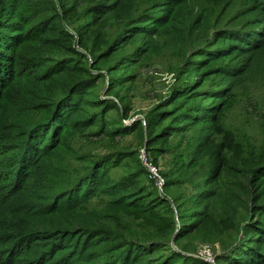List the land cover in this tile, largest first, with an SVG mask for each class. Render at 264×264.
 <instances>
[{"label":"trees","instance_id":"1","mask_svg":"<svg viewBox=\"0 0 264 264\" xmlns=\"http://www.w3.org/2000/svg\"><path fill=\"white\" fill-rule=\"evenodd\" d=\"M139 1L141 0H99L95 4V9L101 10L99 13L102 15L101 20L104 19L105 22L119 16L126 18L123 30L115 38L109 40L104 37V44L106 42L107 44L101 49L98 57L115 51L118 46L125 45L127 40L134 37L138 30L134 28L137 25L135 22L152 20V17L144 19L151 7H165L166 9L163 10L167 17L186 0H163L157 5H149V9L145 11L135 12ZM18 2L17 0H0V90L3 85L6 86L11 80L25 74V76H32L36 80L35 85L38 86L48 79L52 80L50 82H57L56 88L61 89L62 94L54 97L57 89L49 90L48 87L35 91L33 89L37 86L34 85L33 88L24 90L25 95L21 101L14 99V106L20 103L24 110H34V104L45 99L43 101L45 106L42 107L44 111L38 115L39 119L32 122V118L25 117L24 123L12 124L8 130L12 127L18 128L15 131L17 144L11 148L14 150L12 166L15 167L13 184L15 187L22 186L21 175L26 174L27 171L28 176L35 177L39 183V189L36 190L40 191L41 211L50 217V221L29 217L30 212L36 213L32 202L31 208L30 206L25 209L15 207L13 210H7L4 205L6 202L2 197L6 193L4 189L11 184V181L2 183L0 214L6 211L13 214L6 218L5 222H0V264H213L187 250V245L182 244L181 240L195 232L212 227L209 222V219L213 218L210 207H214L212 212H215L221 196V193H217L215 189L200 188L192 195L181 193L183 197L180 194L177 195L174 200L175 206H173L169 196L159 193L151 179L149 181L155 188L145 181L144 170L147 176L149 175L146 167H137L121 177H113L105 165L108 159L106 158L99 164L103 167L101 175L93 177L95 181L91 185L86 181L81 183V186L63 187L60 194L50 201L46 178L49 174L59 173L61 179L66 180L68 174L64 167L55 166L54 159H47L48 155H56L59 143L61 142L60 145L65 143L61 141V134L68 126L72 125L76 131L85 130L90 122L98 123L99 128L102 126L101 111L88 110L86 107L89 104L97 106L102 99L86 97L82 100V94L87 92L86 89L91 88L94 79L88 76L90 69L83 63L85 53L77 50L71 46V42L67 41L73 33L65 26L62 15L52 4L53 1L24 0V5L17 11ZM247 2L252 9H255L254 11L261 13L262 19L256 21V24L263 28H254L248 35H241L236 30L222 31L224 36L217 37L216 42L233 40L232 45H236L233 49L258 53V50L264 46V25H261L264 24V0H247ZM50 4L53 5L51 8ZM157 16L156 13V20ZM98 17L97 15L89 23L95 22ZM163 17L164 15L161 16ZM128 22L131 24L126 26ZM157 22L160 24L165 20L158 19ZM157 22L149 25L148 30L152 29V25ZM126 29L132 31V36H128ZM46 46L69 47L71 51L66 55L46 58L40 51ZM72 51L75 54H72ZM244 66L242 65L240 73L245 72ZM196 71L200 73L196 84L189 80L185 81L182 92L163 101V104L159 105V108L156 107L154 112H161L158 123L164 119V115L172 116L173 129L198 128L201 120L210 124L203 134L199 135V133L195 137V146L190 147V158L183 157L184 153L180 152L179 160L175 165L176 172H180L179 175H186L185 178L189 179L195 176L206 177L208 184L212 182L213 175L221 176L225 166L228 167V157L225 153L228 147L225 139L226 131L225 135L220 137V134L224 132L219 114L222 100L219 104L217 102L213 106L209 105L211 107L209 116L203 119L193 115L195 106L188 105L184 108V102L188 101L184 98L187 94L190 100L198 96L207 98L220 96L219 94L222 95L225 88L216 89L214 93H211L215 90L213 86L202 88L201 92L196 91L197 87L203 83L201 76L208 77L216 70L209 67H196ZM227 76L231 77V84H233L235 81L233 72ZM225 87L227 91L232 88ZM0 100L4 103L8 102L1 91ZM164 105L172 107L163 109ZM202 114L206 115V111ZM16 118L23 120L18 113ZM152 123L150 121L149 125L151 126ZM102 130L108 134H117L119 127L107 126ZM3 133H5L3 130L0 131V142ZM56 140H59L57 145ZM205 164L208 165L205 166ZM251 165L252 167L250 169L248 167L244 174L236 175L239 181L234 177L230 182V190H234L232 193L235 197L239 195L238 187L245 188L247 197L245 203L241 205L248 208L249 212L243 224L235 232V238L224 244L222 253L215 255L217 264H264V159H255L251 161ZM201 166L205 167L201 173L192 171ZM179 175L177 177L169 175L164 189H169L181 182ZM258 177L262 178L260 182ZM94 194L107 197L103 203L92 204L97 208L91 210L92 199L86 196L91 197ZM188 197L191 198L190 205L181 206L182 203H178L181 199L185 203ZM25 202L30 200L25 199ZM64 206L67 207L68 213L63 220L59 221L62 223H58L60 211ZM28 209H30L29 212ZM132 213L135 217L142 218V221L136 222V219L130 221L122 218ZM218 213H220L219 210ZM228 219L224 220V223L219 222L214 228L226 226L232 230L235 220L230 216ZM135 226L139 229H134Z\"/></svg>","mask_w":264,"mask_h":264},{"label":"rangeland","instance_id":"2","mask_svg":"<svg viewBox=\"0 0 264 264\" xmlns=\"http://www.w3.org/2000/svg\"><path fill=\"white\" fill-rule=\"evenodd\" d=\"M17 1L19 2L18 9H16L19 11L25 2L24 0ZM52 1L58 13L62 15L65 26L73 33L67 41L71 42V46L85 53L83 63L90 69L88 76L94 79L91 88L86 89L87 92L82 94V100L86 97L102 99L97 106L89 104L86 107L88 110L101 111L100 118L103 122L100 128L98 123L90 122L83 131L74 130L72 125L63 129L61 141L65 143L60 145V142L58 153L48 155L47 159H54V164L58 168L64 167L68 176L66 180H63L59 173L48 175L46 181L49 186L47 193L50 201L60 194L63 187L80 185L86 181L91 185L95 181L92 178L101 175L103 167L99 164L106 158L108 159L105 165L113 177H121L137 167H146L149 175L147 176L144 170L145 181L151 186L153 183L159 193L169 196L173 206H175L176 201L174 200L177 195L180 194L183 197L181 193L192 195L200 188L215 189L217 193H221V196L215 212H212L214 207H210L214 218L209 219L212 227L205 231L195 232L190 237L182 239L181 242L187 245V250L199 256H202L200 250L203 249V245L210 244L214 260L209 261L217 264L215 255L222 253L224 244L235 238V232L243 224L249 212L248 208L241 205L245 203L247 197L245 188L238 187L239 195L235 197L232 193L234 190H230V182L234 177L237 178L236 175L244 174L248 167L250 169L251 161L258 158L264 159V46L256 53L238 48L233 49L236 46L232 45L233 40L216 41L217 37L224 36H222V31L236 30L241 35H248L254 28H263L257 26L258 23L256 24V21L262 19L261 13L254 11L255 9H252L247 0H186L166 17L163 10L165 7L157 6L158 8L151 7L150 9L148 7L151 4L157 5L163 0H141L135 12L149 9L144 19L152 17V20L135 22L137 25L134 28L138 30L134 37L131 34L132 31L126 29L128 36H132L127 43L118 46L113 52L98 57L101 49L107 44V42L104 44V37L112 40L123 30L126 23L125 16H119L108 22L101 20L102 15H99L101 10L95 9V4L99 0ZM53 5L50 4L49 7ZM156 10L161 12L158 13ZM156 13L158 14L157 20L155 19ZM94 14L99 17L95 22L89 23L96 17ZM163 15L165 22L159 24L157 21L163 19L161 18ZM155 22L157 24L152 25V29L148 30L149 25ZM130 24L128 22L126 26ZM40 51L48 58L69 54L71 48L46 46ZM72 54L75 53L72 51ZM200 55L202 57L199 58ZM242 65H245L244 73L239 72ZM196 67H209L216 70L208 77L201 76L203 83L197 87L196 91L201 92L202 88L213 86L215 90L211 93H214L216 89L225 88L224 93L219 94L220 96L210 98L198 96L190 100L187 94L184 98L188 99L184 102V108L188 105L195 106L196 110L193 115L203 117V119L209 116L211 109L209 105L213 106L217 102L219 104L222 100L219 114L224 132L220 134V137H223L226 131L225 139L228 147L225 153L228 157V167L225 166L221 176L213 175V179L210 178L212 182L208 184L206 177L195 176L189 179L185 178L186 175H179L180 172H176L175 165L179 160L178 153L180 152L184 153L183 157L190 158V147L195 146V137L199 133V135L203 134L210 124L201 120L198 128L177 127L173 129L172 116L164 115V119L158 123L161 112H154V109L162 105L163 101L181 93L185 88L183 85L185 81L189 80L196 84V79L200 77ZM230 72H233L235 77L233 84H231V77L227 76ZM50 81L52 80L48 79L38 86L35 85L36 80L32 76L22 74L6 86L3 85L0 90L8 99L6 103L3 102L4 99L0 100V131L5 132L0 142V178H3L0 179V185L11 181L7 188L4 186L6 191L2 197L6 202L4 205L7 210H13L15 207L25 209L29 206L31 208L32 202L36 213L30 212L29 217L41 218L46 222L50 221V217L41 211L40 191L36 190L39 189V183L36 178L28 176L27 171L26 174L21 175L24 188L15 187L13 184L15 167L12 166L14 150L11 148L17 144L15 131L18 128L12 127L8 130V127L12 124L24 123L25 117L32 118V122L40 118L38 115L44 111L42 107L45 106L43 102L45 99L37 101L38 104H34V110H24L20 103L15 107L14 99L21 101L25 95L24 90L33 88L34 85L37 86L33 89L35 91H41L47 87L49 90L57 89L58 83ZM225 86L232 88L227 91ZM59 94H62L61 89L55 91L54 97ZM170 107L172 106H162L163 109ZM204 111L206 115L202 114ZM17 113L23 118L22 121L16 118ZM150 121L153 122L151 126ZM107 126H118L119 132L108 134L102 130ZM58 142L59 140H56L55 144L57 145ZM143 154L147 155L149 162L153 163L164 178L162 188L158 187L155 177L143 159ZM197 168L199 170H195ZM197 168L192 171L201 173L205 167ZM169 175L175 177L179 175L181 182L169 189H164L166 178ZM37 178L39 180V177ZM257 179L260 182L262 178ZM237 180L239 181L238 178ZM106 197L100 194L86 196L92 199L91 210L97 208L92 204L103 203ZM25 199L30 202H25ZM180 202L181 206L190 205L191 198L185 199V203L183 199L178 203ZM174 209L177 212L176 208ZM67 213V207L64 206L57 222L62 223L59 221L63 220ZM12 214L13 212H2L0 222H5V219ZM229 216L235 220L232 230L226 226L214 228L219 222L224 223V220H229ZM122 218L130 221L136 219V222L142 221V218L135 217L133 213L126 214ZM134 229L139 228L135 226Z\"/></svg>","mask_w":264,"mask_h":264},{"label":"built area","instance_id":"3","mask_svg":"<svg viewBox=\"0 0 264 264\" xmlns=\"http://www.w3.org/2000/svg\"><path fill=\"white\" fill-rule=\"evenodd\" d=\"M142 156H143L145 163L148 164L151 174L153 175V177H155L158 187L162 188L164 184V178L160 175V173L158 172L156 167L153 165V163L149 162L147 155L143 154ZM203 246H204L202 247L203 249L200 250V253L202 254L203 258L207 260H211V261L214 260V256H212V249H211L210 244H204Z\"/></svg>","mask_w":264,"mask_h":264}]
</instances>
